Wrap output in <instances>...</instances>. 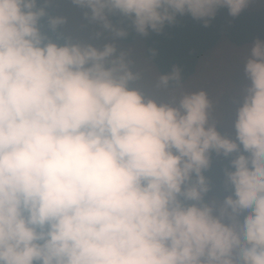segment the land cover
I'll return each instance as SVG.
<instances>
[{"label":"clouds","instance_id":"clouds-1","mask_svg":"<svg viewBox=\"0 0 264 264\" xmlns=\"http://www.w3.org/2000/svg\"><path fill=\"white\" fill-rule=\"evenodd\" d=\"M67 2L74 32L97 26L87 39L58 0H0V264H264V40L241 58L224 133L182 66L151 83L115 42L252 0Z\"/></svg>","mask_w":264,"mask_h":264},{"label":"trees","instance_id":"trees-1","mask_svg":"<svg viewBox=\"0 0 264 264\" xmlns=\"http://www.w3.org/2000/svg\"><path fill=\"white\" fill-rule=\"evenodd\" d=\"M54 14L52 7L50 8ZM114 23L119 17H111ZM124 43H131L136 36L131 29ZM221 35H225L236 46L251 43L254 39L264 40V8L256 11L243 10L237 17H231L227 9L217 11L207 27L190 16H178L173 25H165L160 33L149 32L144 38L145 55L151 60L152 50L156 59L151 61L158 74L167 71L172 64L182 66L185 80L196 67L199 57L212 47ZM226 164L222 158L213 157V165L207 173L214 184L212 195L223 194L220 183V169Z\"/></svg>","mask_w":264,"mask_h":264},{"label":"rangeland","instance_id":"rangeland-1","mask_svg":"<svg viewBox=\"0 0 264 264\" xmlns=\"http://www.w3.org/2000/svg\"><path fill=\"white\" fill-rule=\"evenodd\" d=\"M262 8H264L262 0H252V3L244 10L256 11ZM52 9L54 14H62L68 17V24L65 26L67 31L74 32L79 24L84 23L81 11L68 3L67 0H58V3L52 6ZM96 27L95 25H90L82 31L74 32V34L87 39L89 32L96 30ZM105 36L111 39L109 34H105ZM93 42L102 43L103 41ZM115 42L119 49L130 50V57L134 64H140L145 67L147 80L154 83L158 72L145 55L144 38L136 36L131 43H124L120 40ZM248 44L236 46L225 35H221L212 47L202 53L194 72L185 80L188 87H204L212 97L218 99L217 111L222 115L218 130L222 133L230 130L234 115V98L229 92L231 83L233 87H240L248 83L244 77L243 64L241 62V58L247 52ZM144 91L150 92L151 89L146 86Z\"/></svg>","mask_w":264,"mask_h":264}]
</instances>
